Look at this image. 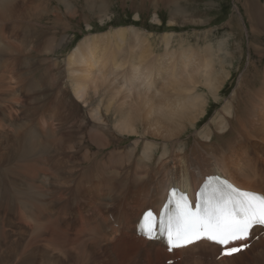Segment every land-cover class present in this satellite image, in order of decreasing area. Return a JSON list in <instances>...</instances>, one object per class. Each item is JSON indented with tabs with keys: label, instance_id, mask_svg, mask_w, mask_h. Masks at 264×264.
Returning a JSON list of instances; mask_svg holds the SVG:
<instances>
[{
	"label": "bare ground",
	"instance_id": "obj_1",
	"mask_svg": "<svg viewBox=\"0 0 264 264\" xmlns=\"http://www.w3.org/2000/svg\"><path fill=\"white\" fill-rule=\"evenodd\" d=\"M88 1L108 15L109 0ZM51 2L0 0V87H7L0 95V251L12 246L20 264L33 262L38 254L44 264H63L68 260L60 247L72 245L74 264H91L101 252L104 264H120L127 246L135 250L123 235L128 232L165 257L161 240L148 242L134 231L143 212L157 209V214L172 189L196 198L210 177L221 176L264 195L260 63H251V73L241 76L240 86L206 121L211 100L221 103L233 76L229 66L234 67L237 52H244L242 42L230 49L228 40L215 44L208 39L201 45L199 37L192 44L189 36L174 32L158 40L148 31L125 27L86 37L61 70L65 60L56 57L58 48L69 39L59 37L56 29L69 16L77 17V9L73 0H60L65 10L49 11ZM155 2L157 8L160 0ZM167 2L175 7L179 1ZM247 5L252 34L264 32V8L253 0ZM31 9L30 17L25 12ZM155 17L159 22L158 13ZM45 19L55 21L53 31L33 23ZM200 20L178 7L170 23L203 25ZM252 75L257 76L254 84L247 83ZM2 104L20 107L21 116H8L9 107ZM235 137L239 141L232 146ZM251 235L248 249L220 256L218 264L242 263L249 253L256 255V264H264V228ZM117 238L128 239L119 246ZM108 243H114L115 253L106 251ZM189 251L210 257L222 252L201 240L173 254ZM6 264H15L14 257Z\"/></svg>",
	"mask_w": 264,
	"mask_h": 264
},
{
	"label": "rangeland",
	"instance_id": "obj_2",
	"mask_svg": "<svg viewBox=\"0 0 264 264\" xmlns=\"http://www.w3.org/2000/svg\"><path fill=\"white\" fill-rule=\"evenodd\" d=\"M52 1L47 7L49 8V11L58 10V8H62L65 10V6L60 4V0H50ZM58 1V2H57ZM158 1V0H157ZM179 4L174 7L168 6L167 0L161 1L158 4V7L156 8V2L155 0H109V9L107 12V16H104L103 13H101V9L99 11L98 6L91 7V4L88 0H73L74 5L76 6L77 11V17L72 18L69 16V18H66L67 23L61 24L57 29L56 32L58 36H68V43L66 45H63L62 47L58 48L56 56L59 59L65 60L73 53L75 49L79 46V44L90 35H96V34H102L106 32H110L112 30H116L119 28H130V27H136L140 29L141 31H148L151 33L156 39H161L162 35L170 32H174L177 35H184L189 36L190 42L193 44L196 42L197 38L200 37L201 45H204L206 40H210L213 43L217 44L218 42L222 40H228L229 42V48L235 46L238 42H242L244 52L241 55L239 52L236 54V59L234 60V67H230V70L233 73V76L231 80H229L227 86L225 87V92L222 94L223 97L221 98V103L219 102L218 105H215L214 100H211V105L209 108L208 116L206 118V121H208L211 117H213L215 114H217V109L219 110L222 108V104L226 101V98L231 97L232 93L240 86L241 76L244 74L251 73L249 71V68L251 66V63L254 62V67L260 63V69L259 72L263 74L264 71V32L257 33V35L252 34L251 28L252 24L250 23V17H249V11H248V0H178ZM254 3H258L264 8V0H253ZM185 8L189 13H192L195 17L201 19L200 21L203 23V25H193V24H187L183 25L182 23H178L176 25H172L170 23V20L172 19L173 12L178 8ZM236 7L240 10V13L242 14L243 20L247 25V28H244V25L242 24L241 16L237 13ZM56 8V9H55ZM51 9V10H50ZM170 9V10H169ZM174 11H173V10ZM158 13V16L160 17L159 24L158 21H156V15ZM26 15H29L30 17L33 15L32 9L25 12ZM101 15V16H100ZM137 15H140L138 18ZM28 17V18H30ZM65 17H63L64 19ZM27 19V18H26ZM40 19H44V17H40ZM70 20V22H69ZM157 22V23H155ZM34 25L38 29L43 28L44 29H51V31L55 28V21L54 20H48L45 19L41 22L38 21V23L33 20ZM40 23H43L41 26H39ZM233 23V24H232ZM66 24V25H65ZM90 24V26H88ZM230 24V25H229ZM239 24V25H238ZM241 24V25H240ZM43 26V27H42ZM68 26V27H66ZM70 26V27H69ZM229 26V27H228ZM241 26V28H240ZM53 27V28H52ZM234 27V28H233ZM212 31L213 33H210L209 38L204 37V33L206 31ZM232 37H228L229 33L232 32ZM248 30V31H247ZM197 31V32H196ZM67 33V34H65ZM197 35H196V34ZM65 34V35H64ZM204 39V40H203ZM250 43H251V49H250ZM255 46H257L258 49L262 50L263 55L258 56L257 49H255ZM233 50V49H232ZM251 50V51H250ZM162 52V50L159 48L158 53ZM253 54V56L251 55ZM37 55V54H36ZM253 57V58H252ZM160 58V57H159ZM162 61V59L160 58ZM65 61L60 62L61 70H65L66 64ZM63 63V64H62ZM65 66V67H64ZM64 75V74H62ZM245 75V76H246ZM257 76L252 75V79H247V83H253L254 79ZM13 81L15 79L11 76ZM240 80V81H239ZM254 80V81H253ZM257 85L259 81L256 79ZM10 82H8V85ZM11 85V84H10ZM239 85V86H238ZM14 90H16V86H14ZM7 87H0V95L5 92ZM21 100H23V97H20ZM20 100V102H21ZM1 105V103H0ZM4 107L8 108L7 115L11 116L16 115L17 112H19L18 115L21 116V110L20 107H10L7 104H2ZM17 108V109H16ZM16 109V111H15ZM14 112V113H13ZM16 112V113H15ZM3 125L0 122V131L2 130ZM195 133H189V136L191 135L192 138H194ZM190 136V138H191ZM235 143L232 146H236L238 144V137H235ZM237 155H239V152L237 150ZM18 164H22V162H19ZM46 165L48 167V170H52L46 161ZM52 193V191H51ZM261 193V192H260ZM126 198V194H125ZM57 212L55 209L52 210V212ZM26 222L27 219H26ZM128 232H124L123 235L125 237H130L131 240L128 238L126 242H128L130 245L134 247L135 250H132L129 246L125 248V252L123 254L125 255L122 258H120V264H169L171 261V264H218L220 259V254L213 255L206 254L205 252H195V251H189L186 254H167L169 256L174 257H161L158 254V247L153 248L155 251H150L148 247H145L142 243H140L138 240L136 241L135 238L131 234H126ZM122 235V237H123ZM40 236V235H39ZM73 234L70 236L71 240L73 239ZM41 239V237H38ZM133 238V239H132ZM38 239V240H39ZM118 239V238H117ZM118 239L120 241H117L118 245L121 246L125 241ZM136 242H135V241ZM139 243V245L142 247L141 253L138 245L135 243ZM71 243V242H70ZM132 243V244H131ZM112 245V247H111ZM135 245V246H134ZM106 246H109V250H106L108 253L111 254V252H114L115 245L114 243H108ZM65 248V251L63 248ZM67 249L69 250H66ZM60 247V254L63 257V259L68 262H64L63 264H74V262L70 261L69 256L71 255L72 245H66ZM70 247V248H68ZM137 247V248H136ZM62 248V249H61ZM161 249V248H159ZM8 250V251H7ZM6 251L2 252L0 251V264H6L11 257H14V263L20 264L19 257L16 256V250L13 251L12 246H8ZM64 252H63V251ZM245 251V250H244ZM105 254H108V253ZM63 253V254H62ZM66 253V255H65ZM68 253V254H67ZM70 253V254H69ZM74 253V252H73ZM112 253V254H114ZM140 254L141 257H138L137 255ZM145 254V255H144ZM180 255V256H179ZM38 259L34 260V264H44L42 257L40 254L37 255ZM65 256V257H64ZM102 256V257H101ZM214 256V257H213ZM101 257V258H100ZM112 257H115V263H118L117 255H113ZM122 257V255H121ZM152 260H151V258ZM255 258L256 255H253L252 253L246 254L245 259L241 262H236L235 264H256L255 261L252 260V258ZM134 258V259H133ZM137 258V259H136ZM217 258V259H216ZM249 258V259H248ZM150 259V260H149ZM38 260V261H37ZM42 262H41V261ZM96 260V261H95ZM100 260V261H99ZM122 260V261H121ZM194 260V261H193ZM99 263H98V262ZM103 263H102V262ZM104 255L101 252V255L99 257H93L90 261L91 264H104ZM131 261V262H130ZM252 261V262H251ZM33 262L25 261L21 264H33ZM93 262V263H92ZM76 264V263H75ZM106 264V262H105Z\"/></svg>",
	"mask_w": 264,
	"mask_h": 264
},
{
	"label": "snow or ice",
	"instance_id": "obj_3",
	"mask_svg": "<svg viewBox=\"0 0 264 264\" xmlns=\"http://www.w3.org/2000/svg\"><path fill=\"white\" fill-rule=\"evenodd\" d=\"M255 226L264 228V195L210 177L195 207L173 190L159 214L144 213L138 230L148 239L166 237L169 251L206 239L221 247V257H231L250 247L237 242L249 240Z\"/></svg>",
	"mask_w": 264,
	"mask_h": 264
}]
</instances>
